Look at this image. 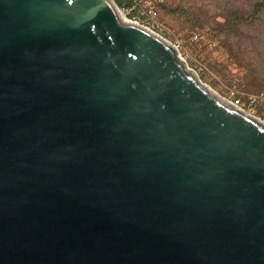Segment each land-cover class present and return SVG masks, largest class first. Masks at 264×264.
I'll return each instance as SVG.
<instances>
[{
	"label": "water",
	"instance_id": "1",
	"mask_svg": "<svg viewBox=\"0 0 264 264\" xmlns=\"http://www.w3.org/2000/svg\"><path fill=\"white\" fill-rule=\"evenodd\" d=\"M0 264H264V124L113 0H0Z\"/></svg>",
	"mask_w": 264,
	"mask_h": 264
},
{
	"label": "rangeland",
	"instance_id": "2",
	"mask_svg": "<svg viewBox=\"0 0 264 264\" xmlns=\"http://www.w3.org/2000/svg\"><path fill=\"white\" fill-rule=\"evenodd\" d=\"M127 1L118 6L113 0L126 19L174 45L198 80L220 98H238L246 114L264 120V102H249L250 96L264 94V33L262 41L247 40L258 30V16L264 19V12H258L264 0H129L126 7ZM148 11L155 15L149 17ZM250 18L258 26L243 29ZM257 44L261 57L250 53Z\"/></svg>",
	"mask_w": 264,
	"mask_h": 264
},
{
	"label": "trees",
	"instance_id": "3",
	"mask_svg": "<svg viewBox=\"0 0 264 264\" xmlns=\"http://www.w3.org/2000/svg\"><path fill=\"white\" fill-rule=\"evenodd\" d=\"M116 1V4H118V6L119 5H122L123 6V4H122V2H121V0H115ZM131 5V2L128 0L127 1V3H126V7H128V6H130ZM258 12H264V6L262 5V3L259 1L258 2ZM254 14V13H253ZM253 14L251 15L252 17H253ZM246 22H249L248 23V25H243L244 27H243V29L245 28V26L248 28L249 27V25L250 26H253V27H257L258 26V23H253V19H251L250 18V20H245ZM258 21H260V25L258 26V30H256V32L253 34V36H249L248 38H247V40H249V39H251V40H254L255 42L256 41H262V39H261V35H262V33H264V19H262V17H261V19L259 18V16H258ZM233 28H234V26H233ZM236 35H238V36H241L242 35V33L240 34L239 32H240V29L239 28H237V27H235V29H234V31H233ZM259 34V35H258ZM244 40H246V39H243V41ZM249 47V44L247 43V41H246V53L249 55V51H250V49H249V51L247 52V48ZM258 48H259V46H258V44L255 46V50H252L250 53H255V55L258 57V56H260L261 57V53H258ZM250 56V55H249ZM259 103H261V102H259ZM256 104H258V102L256 103ZM264 105V103H262V105L261 106H263Z\"/></svg>",
	"mask_w": 264,
	"mask_h": 264
},
{
	"label": "built area",
	"instance_id": "4",
	"mask_svg": "<svg viewBox=\"0 0 264 264\" xmlns=\"http://www.w3.org/2000/svg\"><path fill=\"white\" fill-rule=\"evenodd\" d=\"M148 14H150L149 17H151V16H154L155 15V12L148 11ZM133 22L136 23V24H138V21H133ZM258 100H261V101L264 102V94H260V95H258V97H256V96H250L249 97L250 104H255ZM229 103L232 106H234L235 108H239V109L243 110L242 103H241V100L240 99H238V98H235L234 100L232 99V100L229 101ZM262 122H264V120Z\"/></svg>",
	"mask_w": 264,
	"mask_h": 264
},
{
	"label": "bare ground",
	"instance_id": "5",
	"mask_svg": "<svg viewBox=\"0 0 264 264\" xmlns=\"http://www.w3.org/2000/svg\"><path fill=\"white\" fill-rule=\"evenodd\" d=\"M119 15L122 17V19L123 20H125V21H130V20H128V19H126V17L119 11ZM149 31V30H148ZM149 32H151V31H149ZM208 88V87H207ZM212 91V90H211ZM213 92V91H212ZM216 94V93H215ZM220 98V97H219ZM222 99V98H221ZM222 100H224V99H222ZM225 102H229V101H226V100H224ZM258 120V119H257ZM262 122V121H261ZM263 124H264V122H263Z\"/></svg>",
	"mask_w": 264,
	"mask_h": 264
}]
</instances>
